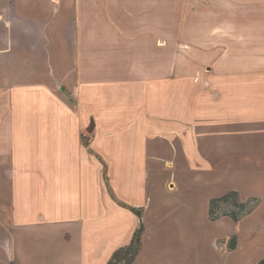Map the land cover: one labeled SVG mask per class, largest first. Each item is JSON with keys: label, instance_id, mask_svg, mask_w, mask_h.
Here are the masks:
<instances>
[{"label": "crops", "instance_id": "1", "mask_svg": "<svg viewBox=\"0 0 264 264\" xmlns=\"http://www.w3.org/2000/svg\"><path fill=\"white\" fill-rule=\"evenodd\" d=\"M50 3L53 14L75 12L54 36L73 84L63 83L70 98L31 88L37 97L25 96L15 113L9 104L1 112L0 90L4 228L36 233V264H109L140 226L131 208H142L146 231L133 264H258L264 0ZM51 22H35L41 38ZM230 191L260 203L239 222L210 221V200ZM195 200L217 231L183 226ZM5 247L13 256L0 240Z\"/></svg>", "mask_w": 264, "mask_h": 264}, {"label": "rangeland", "instance_id": "2", "mask_svg": "<svg viewBox=\"0 0 264 264\" xmlns=\"http://www.w3.org/2000/svg\"><path fill=\"white\" fill-rule=\"evenodd\" d=\"M74 14L72 8L65 6H62L57 15L53 14L50 0H0V90L3 96L1 100H4L5 104L1 108L2 113L10 111L8 104L11 105L12 113L19 112L23 100L26 99L24 97H29L28 101L35 99L37 93H33L32 89L40 86L50 88L58 96H69L67 91L69 92L72 85L71 87L69 85V88L63 83L73 84L72 61L66 51H63L65 50L64 41H59L54 36L57 35L59 38L58 34L63 33V28L66 30ZM56 19L59 20L57 26H55ZM36 21L54 22L44 30L41 38L40 32L36 31L38 29ZM25 22H29V25ZM26 33H32V35ZM5 88L7 90L15 88V91L5 93ZM20 88L25 90L22 91ZM87 138L85 137L86 140ZM188 203L191 204L190 207L183 209V226L190 225L195 230L204 232V235L217 231V225L211 223L210 218V221L207 220L209 213L207 216L205 202L195 200ZM4 239L12 244L13 256L10 255L7 247L0 249V264H11L12 261L15 264H36L37 235L34 231L9 232L0 220V240ZM148 250L155 256L156 250L151 247Z\"/></svg>", "mask_w": 264, "mask_h": 264}, {"label": "trees", "instance_id": "3", "mask_svg": "<svg viewBox=\"0 0 264 264\" xmlns=\"http://www.w3.org/2000/svg\"><path fill=\"white\" fill-rule=\"evenodd\" d=\"M259 203L260 201L255 198L242 201L237 191H230L210 200L209 218L212 221H216L222 217H230L233 221L239 222L257 208ZM131 210L141 219V226L134 233L132 243L129 246L118 249L113 254L109 264H133L141 251L143 234L145 232L142 221L143 209L131 208ZM258 264H264V258Z\"/></svg>", "mask_w": 264, "mask_h": 264}]
</instances>
